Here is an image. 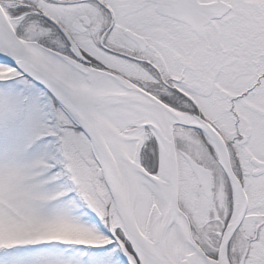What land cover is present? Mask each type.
<instances>
[{
  "label": "snow or ice",
  "instance_id": "1",
  "mask_svg": "<svg viewBox=\"0 0 264 264\" xmlns=\"http://www.w3.org/2000/svg\"><path fill=\"white\" fill-rule=\"evenodd\" d=\"M0 264H264V0H0Z\"/></svg>",
  "mask_w": 264,
  "mask_h": 264
}]
</instances>
